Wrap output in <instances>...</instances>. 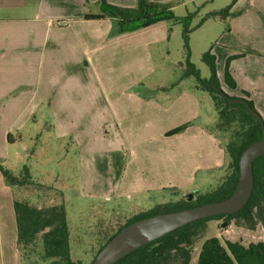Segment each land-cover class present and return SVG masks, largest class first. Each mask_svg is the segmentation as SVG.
Listing matches in <instances>:
<instances>
[{
  "label": "crops",
  "instance_id": "crops-1",
  "mask_svg": "<svg viewBox=\"0 0 264 264\" xmlns=\"http://www.w3.org/2000/svg\"><path fill=\"white\" fill-rule=\"evenodd\" d=\"M245 1L243 6L237 2L232 7L227 34L220 38L221 46L217 44L221 48L216 45L212 52L224 92L253 101L264 117V0ZM106 2L123 8L138 4L137 0ZM99 3L0 0V144L5 151L22 141L23 129L38 122L39 113L45 111L56 138L70 137L81 149L83 197L130 199L182 190L195 182L201 171L222 167L224 151L205 129L188 128L168 135L192 118L200 119L199 101L193 91L182 89L174 95L175 91L158 86L162 98L146 101L137 93L141 70L126 73L130 81L125 83L123 78L120 82L124 84L110 79L105 82L102 73L95 75L96 61L109 62L120 55L135 62H152L154 47L162 44L167 34L164 22L127 34L113 33L110 19H85L100 12ZM234 36L248 50L239 60L250 59L249 66L248 62L242 66L239 60L231 59L241 54L235 49L241 43ZM233 40L236 45L232 46ZM229 60L237 88L227 91L221 78L224 75L225 80ZM143 119L146 133L144 127L139 131L134 128ZM190 141L197 144L192 147ZM96 142L102 147L95 149Z\"/></svg>",
  "mask_w": 264,
  "mask_h": 264
},
{
  "label": "rangeland",
  "instance_id": "rangeland-1",
  "mask_svg": "<svg viewBox=\"0 0 264 264\" xmlns=\"http://www.w3.org/2000/svg\"><path fill=\"white\" fill-rule=\"evenodd\" d=\"M153 2L172 6V14L176 18H183L188 14L195 15L190 25L189 51L187 52L184 45L183 25L174 21H164L167 32L166 40L154 47L152 62H135L129 56L120 55L118 59L109 62L96 61L94 63L95 75L97 72L98 74L102 73L105 76L103 78L105 82L110 79L116 84H124L120 81H123L124 78L125 83H129V72L134 71L135 68L141 70V81L137 85V93L146 101L152 98H162L157 91L158 86H166L169 91H175L174 95H177L182 89L191 90L198 98L201 117L200 119L192 118L190 123L186 124V129L201 127L211 133L214 131L217 119L214 101L208 92L197 88L194 77H184L187 60L199 71L202 79H210L211 70L203 60V55L210 50L212 52L217 44L221 46L220 38L223 33L227 34L232 7L237 2H239V6L245 5L247 2L245 0H155ZM227 8H229L227 18L209 16ZM233 38L237 39L236 36ZM237 41L241 43L240 47L236 45L235 41L231 45L235 44L236 51L241 54L232 56L231 59L234 61L244 58L243 54L248 51L240 40L237 39ZM219 45L217 46L221 48ZM224 49L222 46L221 50ZM250 54L254 55V53ZM255 57H253V62L257 64L258 61ZM249 61L250 59L239 60L238 63L244 66V62H248L249 66ZM105 63H108L107 67H105ZM221 83L227 91H230L225 83L224 75L221 78ZM145 114L147 113L145 112ZM262 118L264 119L263 116ZM143 120L144 122L134 124V128L139 131L144 127L143 133H146L147 123L146 119ZM49 125L50 120L47 112L46 114L45 111L40 112L38 122H32L23 129L22 141L18 140L11 145L8 153L0 144V162L17 174L24 166H28L32 177L37 182L52 188L49 194L55 200L64 201L71 232L72 258L75 261H81L82 264H91L103 242L102 237L116 231L129 219L158 205L177 202L189 194H193V199H195L197 198L196 193L204 195L214 191L221 187L226 177L230 175L229 160L224 151L229 137L219 133L217 140L224 151L222 167L201 171L194 180L195 182L182 190L169 189L150 193L141 198L130 199L101 200L83 197L80 194L81 149L74 144L70 137L57 139L54 130L49 128ZM189 144L193 147L197 143L190 141ZM93 145L95 149L102 147L99 142ZM32 195L26 189L19 192L20 197L34 201L35 198ZM224 222H226L224 219L209 221L206 224L207 232L204 240L217 237L221 240L239 241L244 245L264 242V224H259L254 232H250L245 228H237L233 223L223 228ZM16 243L17 226L13 210L12 188L0 173V264H51L41 259L43 249L40 242L33 255L22 263ZM201 245V243L197 244L194 248L192 264L197 261Z\"/></svg>",
  "mask_w": 264,
  "mask_h": 264
},
{
  "label": "trees",
  "instance_id": "trees-1",
  "mask_svg": "<svg viewBox=\"0 0 264 264\" xmlns=\"http://www.w3.org/2000/svg\"><path fill=\"white\" fill-rule=\"evenodd\" d=\"M137 2L136 8H123L110 5L106 0H100V12L88 14L85 19H110L113 22L114 33L118 35L134 32L164 21L178 22L184 27V45L187 52L189 51L190 25L194 14L176 18L173 16L172 6L169 4H158L148 0H137ZM209 16L227 18L229 8ZM203 60L210 67V79H202L199 71L189 60H187L184 77H194L197 88L208 92L214 101L217 119L211 134L216 138H219V133L229 137L224 151L229 160L230 175L218 189L204 195L196 193V200L189 202L186 198H182L174 203L158 205L129 219L116 231L102 237L103 242L97 254L122 228L139 219L222 201L235 191L239 179L240 155L250 144L262 138V125L245 104L234 102L245 100L257 111L253 101L229 96L223 91L217 79L216 57L211 50L203 55ZM230 60L226 67L225 83L230 89L235 90L237 84L229 71ZM242 93L248 96L247 92L243 91ZM185 129L186 125L181 126L170 131L168 135L181 133ZM8 141L11 142V135L8 136ZM253 169L254 193L243 210L234 215L216 216L194 222L144 246L116 264H192L194 248L200 243L202 245L195 264H264V242L262 241L244 245L239 241L221 240L217 237L204 240L207 232L206 224L212 220L224 219L228 226L233 223L237 228H245L250 232H254L259 224H264V156L254 162ZM0 173L12 188L17 226L16 246L22 263L33 255L40 242L43 249L41 254L43 261L51 264H82L81 261H75L72 258L71 232L64 201L55 200L49 194L52 188L37 182L32 177L28 166H24L17 174L0 162ZM25 189L33 194L34 201L19 196V192Z\"/></svg>",
  "mask_w": 264,
  "mask_h": 264
},
{
  "label": "water",
  "instance_id": "water-1",
  "mask_svg": "<svg viewBox=\"0 0 264 264\" xmlns=\"http://www.w3.org/2000/svg\"><path fill=\"white\" fill-rule=\"evenodd\" d=\"M262 125V138L243 150L239 160V179L233 194L222 201L198 205L139 219L122 228L96 255L92 264H116L133 252L194 222L223 215H234L245 208L254 193V162L264 156V119L245 100ZM193 194L188 195L192 200ZM227 222L222 224L223 228Z\"/></svg>",
  "mask_w": 264,
  "mask_h": 264
},
{
  "label": "flooded vegetation",
  "instance_id": "flooded-vegetation-1",
  "mask_svg": "<svg viewBox=\"0 0 264 264\" xmlns=\"http://www.w3.org/2000/svg\"><path fill=\"white\" fill-rule=\"evenodd\" d=\"M186 199H187V201H189V202L192 201V200H196V198H195V199L192 198V200H189V199H188V196L186 197Z\"/></svg>",
  "mask_w": 264,
  "mask_h": 264
}]
</instances>
